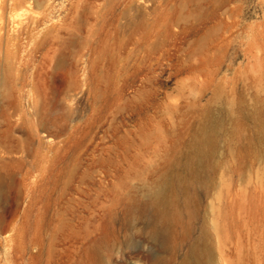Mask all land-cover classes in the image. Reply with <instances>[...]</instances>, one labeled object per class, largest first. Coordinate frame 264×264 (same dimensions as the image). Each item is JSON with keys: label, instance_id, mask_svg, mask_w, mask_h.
<instances>
[{"label": "rangeland", "instance_id": "374dc122", "mask_svg": "<svg viewBox=\"0 0 264 264\" xmlns=\"http://www.w3.org/2000/svg\"><path fill=\"white\" fill-rule=\"evenodd\" d=\"M0 264H264V0H0Z\"/></svg>", "mask_w": 264, "mask_h": 264}, {"label": "bare ground", "instance_id": "6f19581e", "mask_svg": "<svg viewBox=\"0 0 264 264\" xmlns=\"http://www.w3.org/2000/svg\"><path fill=\"white\" fill-rule=\"evenodd\" d=\"M43 15H44V14H43ZM43 20H44V19H43ZM43 20H42V21H43ZM204 133H205V131H204ZM203 146H204V145H203ZM205 146H206V145H205ZM158 189H160V188H158ZM154 190H155V187H154ZM159 191H160V190H159ZM161 191H162V189H161ZM151 192H152V191H151ZM154 194H155V192H154ZM149 195H150V194H149ZM161 195H162V194H161ZM156 196H157V195H156ZM160 197H161V196H160ZM165 198H166V197H165ZM157 200H158V199H157ZM165 200H166V199H165ZM165 200H164V201H165ZM161 201H163V200L161 199ZM164 201H163V202H164ZM156 204H157V203H156ZM162 204H164V203H162ZM203 239H204V238H203ZM190 252H191V251H190ZM192 260H193V259H192Z\"/></svg>", "mask_w": 264, "mask_h": 264}]
</instances>
